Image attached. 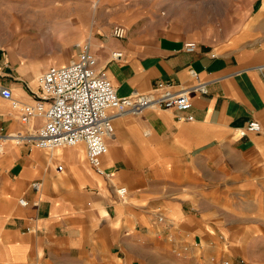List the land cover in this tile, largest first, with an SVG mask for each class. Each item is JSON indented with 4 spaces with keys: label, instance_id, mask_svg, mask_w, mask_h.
I'll use <instances>...</instances> for the list:
<instances>
[{
    "label": "crops",
    "instance_id": "crops-1",
    "mask_svg": "<svg viewBox=\"0 0 264 264\" xmlns=\"http://www.w3.org/2000/svg\"><path fill=\"white\" fill-rule=\"evenodd\" d=\"M17 17L30 25L29 55L0 40V92L10 89L16 101L35 102L39 75L73 60L75 40L90 41L118 96L196 79L207 93H191L183 111L116 117L103 174L83 144L7 143L0 263L236 264L239 249L264 240V0H0V24ZM116 25L124 38L111 35ZM63 31L65 45L44 49L43 32L56 40ZM252 120L259 132L246 130ZM42 122L23 125L0 94V132Z\"/></svg>",
    "mask_w": 264,
    "mask_h": 264
},
{
    "label": "built area",
    "instance_id": "built-area-1",
    "mask_svg": "<svg viewBox=\"0 0 264 264\" xmlns=\"http://www.w3.org/2000/svg\"><path fill=\"white\" fill-rule=\"evenodd\" d=\"M111 35L122 39L126 29L116 25ZM76 46L77 55L68 64L50 66L39 75L37 82L40 91L34 103L16 101L10 89H1V96L11 101V107L18 112L23 125H29L37 118L43 122L39 127H30L28 130L1 131L0 152L7 143L29 144L48 151L83 144L88 163L103 174L105 171L101 166V157L107 152V139L114 134L113 121L116 117L139 115L146 109L183 111L190 106L191 93H207L206 83L196 79L188 88H176L168 82H158L147 93L134 92L118 96L106 71L97 68V59L92 53L90 41ZM196 48L197 44L193 41L184 43L187 52H193ZM121 57L120 51L111 53L112 59L119 60ZM259 69L264 71V65ZM246 130L259 132L261 126L252 120ZM57 170H62V167L58 166ZM31 186L35 191L40 189L39 182H33ZM125 192V188L118 190L121 197ZM19 203L25 205L26 201L20 199Z\"/></svg>",
    "mask_w": 264,
    "mask_h": 264
},
{
    "label": "rangeland",
    "instance_id": "rangeland-1",
    "mask_svg": "<svg viewBox=\"0 0 264 264\" xmlns=\"http://www.w3.org/2000/svg\"><path fill=\"white\" fill-rule=\"evenodd\" d=\"M26 4L27 5L29 4V0H22V5L24 6ZM15 19L17 20V23H5L3 25L0 24V40H2L1 42L12 44V46L14 47L13 52L17 57L20 56V53H27L29 55L30 47H29V41L27 39L28 38L27 36L29 35V32H30V25L22 22L23 21L22 17H17ZM37 26L42 27L44 29V27H46V24L44 25L38 24ZM233 27H234L233 24L229 26V29H228L230 32L229 34H232V35L236 34L237 28L235 27L234 29ZM44 32L42 33L44 37L42 46L44 47V49H46L48 45L57 46V48H60L61 47L60 45L63 46L68 42L65 39L66 38L65 31L61 32L60 34L61 38L58 37L56 40L46 38V34H44ZM84 41H87V40H75L73 44L82 43ZM20 59L21 61L24 60V59L22 60V58ZM26 61H28L27 62L28 65L29 63L31 64L34 63L31 60L29 61L28 57ZM39 73L40 72H38V74ZM237 252L238 253H236L235 256L233 257H238L242 259L240 260V262H238V264H241V262L243 264H264V240L251 242L249 246L245 248H241Z\"/></svg>",
    "mask_w": 264,
    "mask_h": 264
}]
</instances>
